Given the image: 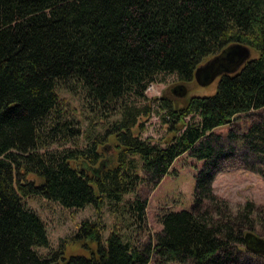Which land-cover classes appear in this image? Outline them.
Listing matches in <instances>:
<instances>
[{
	"label": "trees",
	"instance_id": "16d2710c",
	"mask_svg": "<svg viewBox=\"0 0 264 264\" xmlns=\"http://www.w3.org/2000/svg\"><path fill=\"white\" fill-rule=\"evenodd\" d=\"M237 44L259 55L223 74L214 94L159 98L171 133L164 146L136 131L153 107L132 98L147 99L162 73L194 80L206 57ZM59 89L83 94L103 122L91 124L83 148L66 146L84 131ZM241 115L250 125L230 130L225 144L215 130ZM230 142L264 178V0H0V264H264L255 238L264 239V209H235L214 192L222 161L238 152ZM185 153L203 162L193 208L164 212L154 240L137 245L114 229L104 244L99 218L72 237L96 240L91 255L65 259V241L37 251L48 230L27 198L100 213L107 199L115 207L142 183L156 187ZM128 203L142 222L146 199Z\"/></svg>",
	"mask_w": 264,
	"mask_h": 264
},
{
	"label": "rangeland",
	"instance_id": "374dc122",
	"mask_svg": "<svg viewBox=\"0 0 264 264\" xmlns=\"http://www.w3.org/2000/svg\"><path fill=\"white\" fill-rule=\"evenodd\" d=\"M258 55L259 51L254 48L250 49L248 54L240 51V53H236V61L230 67H236L237 63L242 62L245 57L249 56L248 59H251ZM213 57L214 55L206 57L203 63ZM222 65L221 61L216 63L213 80L210 82L194 78V80L185 83L181 82L174 73L160 74L155 82L148 85L145 91L147 99L132 98L137 105L148 104L153 107L152 114L141 119L144 125L143 128H139L141 130L137 129L136 131H141L140 134L143 138H150L153 143H159L164 146L171 137V133H169L168 125L162 119L163 112L160 110L161 100L159 98L165 96L175 103L182 104L192 95L214 94L222 77ZM239 68L237 67L236 70ZM180 86H183L184 89L179 88ZM175 89L176 91H174ZM59 94L63 98V103L67 105V107H64L66 111L80 119L84 131L80 137L74 139L73 142L68 143L66 146L83 148L88 142L87 135L90 133L89 131L93 129L91 124L94 123L97 127L103 122H97V116H94L95 114L87 104L83 94H72L64 89H59ZM251 121L252 117L250 115H241L232 123L218 127L215 131L218 134H223V141L227 144L226 135L230 130L239 133L250 125ZM230 145L231 147H236L238 152L233 158L222 161L220 170H218L213 180L214 192L221 198L228 200L235 209L247 201H252L258 207L264 209V178L245 168L241 158L242 152L239 142H230ZM55 147H61V145L58 144ZM110 149L104 148V155L115 154L116 151L114 149L110 151ZM202 166V161H198L188 153H185L177 158L171 167L170 173L156 187L142 183L138 186L136 192L126 194L124 200L118 202L115 207H112L107 199L101 207L100 213L93 205L76 209L67 208L60 202L50 200L43 195L27 198V205L39 213L48 230L49 244L36 247L37 251L43 255H48L52 251L59 249L65 241L63 253L65 259H69L73 255H91L93 251L98 249L96 240L91 241L86 238L72 240V237L77 234L84 220L95 221L99 218L104 226H102L104 244H106L109 233L114 229L120 231L126 239H130L137 245L145 244L150 239L154 240L156 233L162 230L160 217L164 212L193 208L196 175ZM30 178L35 179L37 183L42 182V179L36 175H30ZM137 196H141L147 201L145 218L142 222L136 220V216L128 203V201H133ZM149 264L180 263L173 261L162 263L153 259ZM259 264L262 263L260 262Z\"/></svg>",
	"mask_w": 264,
	"mask_h": 264
},
{
	"label": "water",
	"instance_id": "95a60500",
	"mask_svg": "<svg viewBox=\"0 0 264 264\" xmlns=\"http://www.w3.org/2000/svg\"><path fill=\"white\" fill-rule=\"evenodd\" d=\"M240 51H243V53L248 54L250 49L243 45H230L225 50H223L220 54L215 55L213 58H211L207 64L204 66L199 65L195 72V78L198 80L204 79L205 82H210L213 80V74L216 70V63L218 61H221L222 65V75L226 73H233L236 72L237 67H241L247 60H249V56L245 57L242 62L237 63L236 67L231 68L230 66L236 61V53H240ZM240 69V68H239ZM238 69V70H239ZM203 80V81H204ZM179 88L184 89L183 86H180ZM176 91V89L174 90ZM185 91V90H184ZM185 93V92H184ZM257 243L260 246V249H258L261 252H264V239L261 237L256 236Z\"/></svg>",
	"mask_w": 264,
	"mask_h": 264
},
{
	"label": "flooded vegetation",
	"instance_id": "af4514ba",
	"mask_svg": "<svg viewBox=\"0 0 264 264\" xmlns=\"http://www.w3.org/2000/svg\"><path fill=\"white\" fill-rule=\"evenodd\" d=\"M210 59H208L205 63L201 64L202 66H204L205 64H207V62L209 61Z\"/></svg>",
	"mask_w": 264,
	"mask_h": 264
}]
</instances>
